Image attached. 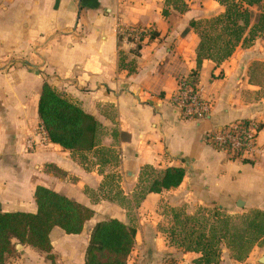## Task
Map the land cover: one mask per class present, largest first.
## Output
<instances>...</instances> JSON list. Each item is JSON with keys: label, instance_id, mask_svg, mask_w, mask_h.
I'll return each mask as SVG.
<instances>
[{"label": "crops", "instance_id": "1", "mask_svg": "<svg viewBox=\"0 0 264 264\" xmlns=\"http://www.w3.org/2000/svg\"><path fill=\"white\" fill-rule=\"evenodd\" d=\"M224 10L218 0H0L1 208L36 213L35 190L44 186L94 211L80 234L54 227L50 253L18 241L21 249L7 264H85L94 226L111 218L158 246L145 264L169 254L177 264H194L201 254L169 246L152 231L156 218L147 222L162 204L188 214L201 206L264 212V96L250 81L251 63L264 62V36L198 68L200 34L190 23ZM128 27L152 35L138 43L125 35ZM194 72L211 112L188 121L170 98L179 79ZM44 81L99 121L93 150L73 152L50 139L39 144ZM239 119L262 125L244 158L205 143L207 132ZM168 167L185 169L182 184L138 201L141 175L159 176ZM131 209L138 218L132 224ZM261 255L252 252L245 263L263 264ZM225 259L219 264H234Z\"/></svg>", "mask_w": 264, "mask_h": 264}, {"label": "trees", "instance_id": "2", "mask_svg": "<svg viewBox=\"0 0 264 264\" xmlns=\"http://www.w3.org/2000/svg\"><path fill=\"white\" fill-rule=\"evenodd\" d=\"M218 1L225 8L221 15L206 20L207 26L200 31L201 21L190 23V27L196 28L200 34L198 68L205 59L222 63L232 56L240 44L250 46L258 36H264V0ZM188 31L189 28L183 33ZM192 75L196 81V72ZM250 81H253L251 74ZM38 113L51 142L73 152L91 151L96 147L100 125L96 117L58 93L46 81L42 84ZM184 177L183 167H168L163 174L155 177H151L149 171L144 172L138 184L141 188L138 201L149 193H161L179 187ZM34 197L36 213L5 212L0 205V264H7L8 257L16 252L15 240L50 253V232L54 227L61 228L67 234H80L86 221L94 215L91 208L44 186L36 187ZM173 217L176 226L171 229V235L176 234L177 226L181 228L177 235L180 232L187 234L182 239L172 238L171 243L185 252L201 254L194 264H218L222 238L229 240L228 248L239 253L236 256L239 261L259 241H264L262 211L245 215L241 224L234 222L231 217H225L221 221L225 230L222 236L216 224L210 225L208 236L206 228L209 223L205 219L181 211H174ZM189 222L196 223L198 227L195 228L199 230L187 228ZM136 236L137 228L119 219L98 222L91 232L85 264H128L136 245Z\"/></svg>", "mask_w": 264, "mask_h": 264}, {"label": "built area", "instance_id": "3", "mask_svg": "<svg viewBox=\"0 0 264 264\" xmlns=\"http://www.w3.org/2000/svg\"><path fill=\"white\" fill-rule=\"evenodd\" d=\"M125 35L141 43L151 37V31L143 27H128ZM170 104L183 120L196 121L206 119L211 112V102L202 96V89L191 77H182L178 87L170 98ZM261 130V124L251 119H239L232 123L217 126L205 134V143L214 150L237 160L244 158L255 149L256 141ZM41 135L40 145L49 141L46 130L41 125L38 128ZM29 143L31 150L37 149L38 144Z\"/></svg>", "mask_w": 264, "mask_h": 264}, {"label": "rangeland", "instance_id": "4", "mask_svg": "<svg viewBox=\"0 0 264 264\" xmlns=\"http://www.w3.org/2000/svg\"><path fill=\"white\" fill-rule=\"evenodd\" d=\"M201 26L199 28V31L201 29H203L205 26H207L206 24V20L201 21ZM250 74L252 77V82L253 83H258L261 87V93L264 96V62L262 61H254L251 63L250 66ZM261 130H262V125H261ZM260 130V131H261ZM152 176V175H151ZM139 183V182H138ZM145 186V184L143 185V187ZM140 187H139V192H140ZM174 210L172 207H170L168 204H162L158 210V213H156V216H147V222H150L152 218H156L157 222H158V227H156V229H152V231H156V235H158V233H160L163 237H165V239L163 240L164 243H167L169 246H176L177 245H173L171 243L172 238L173 239H182L183 237H185V235L187 233L185 232H180L179 235H177L178 231H180V227L177 226L176 227V234L171 235V229L174 228L176 225L174 223V217H173V213ZM180 212V211H179ZM181 212L183 214L186 215H190V216H195L197 218H202L205 219V222L208 221L209 226H207L206 228V233L208 234V236L210 235V225L211 224H216L220 231V236H222L225 233L224 230V223L221 222L223 219H225V217H231L233 218L234 222L241 224L242 220L245 215H251V213H253L254 211H241V210H235V211H226V210H221L218 209L217 206H201L198 207L195 212L188 214L186 213L183 209L181 210ZM218 213V215L216 216V214ZM126 216H127V220L128 222H130V224H132L134 221L135 223L138 221L137 218V214L134 211V209H131L128 212H126ZM131 216V217H130ZM194 224V225H193ZM187 228L189 227H198V225L196 223H192L189 222L186 226ZM196 230L198 228H195ZM199 230V229H198ZM147 232V230H145ZM158 231V232H157ZM141 235H139L138 238H136V245L134 247V250L129 258L128 264H145L146 261L148 260V258H150V256L152 257V255H154V252H158V246L156 247V244L153 245L152 243H146L144 242L145 239V232L144 233H140ZM229 240L222 238L221 239V258L219 263L222 261L223 258H226L225 261L228 259H231L234 264H246V260L248 258V256L250 254H252V252H254V257H256V255H258L259 253H261L262 255H264V241H259L257 243L256 246H254L251 251L247 254L244 255V259H242L241 261L236 259V256L239 255L238 252H236V250L232 249V248H228L227 246V242ZM15 243V248H16V252L17 250L21 249L20 246H17L18 244V240L14 241ZM179 248V247H177ZM16 252L13 254L15 255ZM151 254L150 256L147 254ZM169 255H165L163 259H156V264H177L175 258H172ZM10 257H8L7 262L9 261ZM229 262V261H228ZM231 262V261H230ZM218 263V264H219Z\"/></svg>", "mask_w": 264, "mask_h": 264}, {"label": "water", "instance_id": "5", "mask_svg": "<svg viewBox=\"0 0 264 264\" xmlns=\"http://www.w3.org/2000/svg\"><path fill=\"white\" fill-rule=\"evenodd\" d=\"M21 244H18L17 246H20ZM259 261L264 264V255L260 256Z\"/></svg>", "mask_w": 264, "mask_h": 264}]
</instances>
